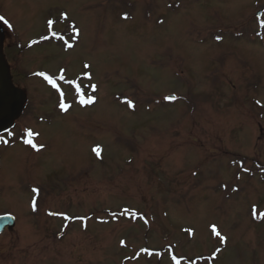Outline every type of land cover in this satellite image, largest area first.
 <instances>
[{
    "label": "rangeland",
    "instance_id": "374dc122",
    "mask_svg": "<svg viewBox=\"0 0 264 264\" xmlns=\"http://www.w3.org/2000/svg\"><path fill=\"white\" fill-rule=\"evenodd\" d=\"M0 16L27 93L0 134V264H264V0H0Z\"/></svg>",
    "mask_w": 264,
    "mask_h": 264
},
{
    "label": "water",
    "instance_id": "95a60500",
    "mask_svg": "<svg viewBox=\"0 0 264 264\" xmlns=\"http://www.w3.org/2000/svg\"><path fill=\"white\" fill-rule=\"evenodd\" d=\"M2 32L0 30V132L11 127L20 116L25 102L24 93L12 86L9 70L2 56ZM14 218L12 216L0 217V233L5 227L12 228Z\"/></svg>",
    "mask_w": 264,
    "mask_h": 264
},
{
    "label": "snow or ice",
    "instance_id": "6c2138e0",
    "mask_svg": "<svg viewBox=\"0 0 264 264\" xmlns=\"http://www.w3.org/2000/svg\"><path fill=\"white\" fill-rule=\"evenodd\" d=\"M0 23L8 24L9 22L5 19V17L0 16ZM49 23H51V22H49ZM86 67H87V65H86ZM46 79H47V77H46ZM49 82L51 83V81H49ZM53 86H55V85H53ZM93 90H95V86H93ZM88 102H92L91 99ZM9 135H11V133H9ZM26 135L31 137L33 135V133L31 132V130H28ZM4 142H6V141H4ZM25 142L31 143V140H26ZM33 147H35V145H33ZM93 151L99 156V148H93ZM34 191H35V189H34ZM212 231L216 232L215 226H213ZM216 234L219 235V233H216ZM221 240H223V237H221Z\"/></svg>",
    "mask_w": 264,
    "mask_h": 264
},
{
    "label": "flooded vegetation",
    "instance_id": "af4514ba",
    "mask_svg": "<svg viewBox=\"0 0 264 264\" xmlns=\"http://www.w3.org/2000/svg\"><path fill=\"white\" fill-rule=\"evenodd\" d=\"M186 1V0H185ZM208 6V9H210L211 8V6H213V5H210V4H207ZM210 18H214V17H210ZM216 23H218V22H216Z\"/></svg>",
    "mask_w": 264,
    "mask_h": 264
}]
</instances>
